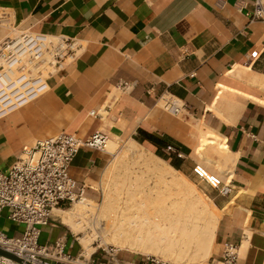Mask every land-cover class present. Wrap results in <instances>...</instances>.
I'll return each instance as SVG.
<instances>
[{"label":"crops","instance_id":"1","mask_svg":"<svg viewBox=\"0 0 264 264\" xmlns=\"http://www.w3.org/2000/svg\"><path fill=\"white\" fill-rule=\"evenodd\" d=\"M247 2L0 0V43L37 31L81 45L77 59L48 78L47 93L0 120V170L8 171L25 145L64 131L81 138L102 131L109 141L157 150L140 129L175 144L182 157L165 151L169 143L162 150L191 169L202 137L201 147L228 150L222 179L232 186L230 195L215 196L220 213L210 257L221 258L232 243L239 264H264V21L246 14ZM169 94L186 105L180 115L159 106ZM114 155L81 147L69 173L85 199L96 195ZM64 207L54 209L56 223L42 227L40 242L64 236L76 255L82 247L63 221ZM7 214L0 211V230L19 236L24 225Z\"/></svg>","mask_w":264,"mask_h":264},{"label":"built area","instance_id":"2","mask_svg":"<svg viewBox=\"0 0 264 264\" xmlns=\"http://www.w3.org/2000/svg\"><path fill=\"white\" fill-rule=\"evenodd\" d=\"M252 20L264 21V0H249L242 9ZM81 45L75 37L56 36L37 31H24L8 36L0 43V120L33 103L50 89L48 78L64 69L79 56ZM122 87L129 82L124 81ZM164 108L180 115L186 105L176 96L163 97ZM109 137L96 131L87 138L75 133L60 134L25 145L17 161L8 171L0 170V211L8 209L7 217L23 224L19 236L0 230V247L23 259L18 262L0 255V264H179L156 254H143L132 261L97 249L87 258L83 251H67V239L58 237L52 244L40 242L42 227L56 223L53 210L85 199L84 190L77 189L69 169L81 147L103 150ZM169 154L182 157L173 143L165 147ZM193 172L220 195L231 194L232 186L222 177L196 163ZM238 246L226 243L221 258L210 257L208 264H239ZM185 264V263H180Z\"/></svg>","mask_w":264,"mask_h":264},{"label":"rangeland","instance_id":"3","mask_svg":"<svg viewBox=\"0 0 264 264\" xmlns=\"http://www.w3.org/2000/svg\"><path fill=\"white\" fill-rule=\"evenodd\" d=\"M159 106L164 110H166L164 108L163 101L160 102ZM113 143H114V147L111 148V150L115 153L114 159L112 160L109 167L106 169L102 181L98 186V191H96V195L93 197H89L85 200H82L80 202L77 201L73 205H68L67 207H64L65 209L67 208V210H65L66 213L64 212L65 213L64 216L66 217L72 216L70 218L72 222H74V224H76L77 221L78 223L80 222V224L78 226L76 225L75 228L70 226L72 230L68 227L69 225L68 226L66 225V227H68V229H70V231L76 235L75 237H77V241H79L82 247V251L83 250L85 252L88 251L87 252L88 254L92 253L96 249H97V253H102L104 252L103 248H105L109 252H113L111 249H114L115 252L118 253V255L125 253V254H130L136 258V257H140L143 254L137 251L135 252L129 249L122 248L119 244L116 245V243H113L114 242L113 237L115 235L114 231L113 229H109V228L106 229L107 231L103 229L105 227L104 224H106L107 221L113 218V215L115 213L117 214L119 213V215L123 214L122 210L124 209L123 207H126L125 200L128 197L126 196L127 192L125 193V190L126 191L130 190L131 192L133 191L134 194H137L136 196L137 202L138 200H140V198L150 199L151 197H147V195L151 193H152V198H155L156 197L155 195L158 192L166 193V195H168L170 192L172 193L176 192V190L172 188L173 186L167 183L164 177L160 176L157 172L148 168L144 160V158H147L149 160H151L152 158V160H156L158 162L160 161L162 165L169 167L172 166L171 162L173 160H176V158H172V160L163 158L157 154V150H153L146 145L143 144L141 145L140 143L137 144L138 146L135 147V150H130L129 145L133 144V141L131 140L117 139L116 142L114 141ZM202 143L203 141L201 137L200 145L195 151V155L197 159L196 161L199 164L203 165L205 168H207L209 171L223 178L225 165H223L222 159H225L224 162L229 161L228 150L219 148L218 144H206L203 147H201ZM109 146H110V141L107 146L108 149H110ZM161 151L166 156H169L163 150ZM156 157L162 158L163 161L158 160ZM193 166L194 165L191 166V169H187V167L183 165L181 169H178L174 166L173 167L177 169V171H175V174H177L176 176L178 178L184 179L185 181L188 182L190 186L194 187V190L196 189L195 195L198 196L199 200L200 198L202 199L200 201V203L202 202V204H200V207H203V205L206 204L204 206V209H207L205 211L207 212L208 216L204 215L206 214V212L204 211L203 214L204 216L201 217V219L198 218V220L196 221V223L200 226L199 227L200 229H198V231L199 230L200 231L198 235L196 233L195 235L196 238H193V241L190 243L188 247V249L190 250L189 251L190 254L187 257L185 256V260H183V262L180 263L190 264L189 261L190 259L193 258L194 262H192L191 264H208L212 246L210 248L211 249L210 252L202 251L200 249L203 241L206 240V236L209 235L210 233L209 229L211 230L214 229L215 231L216 228L215 224L217 223V219L220 213L216 206L217 200L215 198V196L218 193L216 190L210 187L206 182L202 181L199 177L195 175V173L193 172ZM133 192L131 194H133ZM127 195H129V193ZM172 197L174 198V195ZM119 198L120 200L121 199L122 200L120 201ZM109 199H111L110 203L108 201ZM162 202L163 200H160L158 202L155 200L154 202L152 201V204L154 203L153 205H150L151 201L150 203L148 202V204L150 207H152L155 205H161ZM108 203L110 206L107 205ZM118 205L122 207V210H120ZM78 206L80 207V209L81 208L83 209L82 214L70 215L69 213L72 212L74 208ZM203 230L206 232L204 233ZM83 235H85L84 238L85 240L80 239V237ZM85 243H89L90 245L88 246L89 248L83 249V245ZM155 249L157 250V252L153 251V252H149V254H156L165 257L162 254L163 253L162 247L161 248L157 247ZM194 256L196 258H194ZM167 259L171 260L172 258H167Z\"/></svg>","mask_w":264,"mask_h":264},{"label":"bare ground","instance_id":"4","mask_svg":"<svg viewBox=\"0 0 264 264\" xmlns=\"http://www.w3.org/2000/svg\"><path fill=\"white\" fill-rule=\"evenodd\" d=\"M214 139L215 138L206 137V139L203 140L206 141V143L207 141L208 142L211 141L212 143V140ZM137 146H138L137 143L133 141V144L129 145V149L135 150V147ZM109 147L110 149L114 147L113 141H110ZM156 158L158 160L163 161V159L160 157H156ZM144 160L148 168L152 169L153 171L157 172L160 176L164 177L167 183L173 186L172 188L175 189L176 192L174 193L170 192L168 195H166V193L158 192L156 193L155 198H152V193H151L147 195V197H151L150 199L140 198V200H138L137 202L136 201L137 194H134L133 191H132L133 194H131L132 192L130 190L127 191L125 190V193L126 192L127 194L129 193V195L126 194V196H128L127 199L125 197L126 207H123L124 209L122 210V207L118 205L120 210L123 211V214L119 215V213L118 214L115 213L113 215V218L107 221V223L104 224L105 227L102 228L105 230L107 228L113 229L115 234L113 237L114 239L113 243H116V245L119 244L122 248L129 249L135 252L137 251L142 254H147V253L149 254V252H153V251L157 252L155 248L162 247L163 249L162 254L165 256L164 258L166 259L172 258L171 260H173V262L180 264V262H183V260H185V256L187 257L190 254L189 253L190 250L188 249V247L190 243L193 241V238H196L195 236L196 233L198 235L200 231V230L198 231V229H200L199 228L200 226L196 223V221L198 220V218L201 219V217H203L204 215L208 216L207 212L205 211L207 209H204V206L206 204L204 203L205 205H203V207H200V204H202V202L200 203V201L202 199L200 198L199 200L198 196L195 195L196 189L194 190V187L190 186L187 181H185L182 178H178L176 176L177 175L175 174V171H177L176 168H174L173 166L166 167L162 165L160 161L158 162L156 160H152V158L151 160L144 158ZM173 195L174 198L172 197ZM155 200L157 202L163 200V202L161 203V205H155L150 207L148 202L150 203L151 201L150 205H153L154 203L152 204V201L154 202ZM108 201L110 203L111 199H109ZM109 203L107 205H109ZM82 210L83 209L82 208L80 209V207L78 206L74 208V210L69 214L81 215L83 212ZM204 211L206 212L207 215L204 214ZM58 213L59 212H57V214ZM70 217L72 216H67V217L63 216V221L67 225L75 228L76 225L78 226L80 224V222L78 223V221L76 222V224H74V222H72ZM209 230H210L209 235L206 236V240L203 241L201 245L200 250L202 251L210 252L211 250L210 248L212 246L215 231L214 229L213 230L209 229ZM205 232L206 231H204V233ZM84 238L85 235L80 237L81 240H85ZM88 246H90L89 243H85L83 245V249L89 248ZM87 252L83 250V255H85L88 258L91 255V253L88 254ZM194 258L196 257L194 256ZM192 260L193 258L190 259L189 261L190 264L194 262V260L193 261Z\"/></svg>","mask_w":264,"mask_h":264},{"label":"trees","instance_id":"5","mask_svg":"<svg viewBox=\"0 0 264 264\" xmlns=\"http://www.w3.org/2000/svg\"><path fill=\"white\" fill-rule=\"evenodd\" d=\"M140 133L144 136L145 139H148L150 142H152L153 144H155L158 147L157 154L159 156L166 158V159H171L169 156H166L161 151L162 148L165 147L169 143V140H167L165 137L156 136V135L149 133L143 129H140ZM171 163H172V166H174L178 169H181V163L179 161L173 160Z\"/></svg>","mask_w":264,"mask_h":264},{"label":"water","instance_id":"6","mask_svg":"<svg viewBox=\"0 0 264 264\" xmlns=\"http://www.w3.org/2000/svg\"><path fill=\"white\" fill-rule=\"evenodd\" d=\"M0 255L9 257V258L14 259V260H16L18 262H23V259L21 257H19L18 255H16L15 253L10 252V251H8L6 249H3L1 247H0ZM27 264H32V263L28 262Z\"/></svg>","mask_w":264,"mask_h":264}]
</instances>
